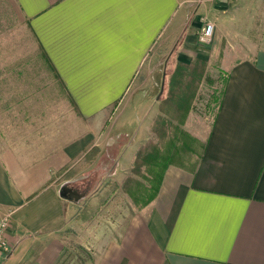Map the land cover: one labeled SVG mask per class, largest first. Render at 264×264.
Segmentation results:
<instances>
[{
    "label": "crops",
    "instance_id": "crops-1",
    "mask_svg": "<svg viewBox=\"0 0 264 264\" xmlns=\"http://www.w3.org/2000/svg\"><path fill=\"white\" fill-rule=\"evenodd\" d=\"M0 2L35 47L32 60L42 55L94 124L29 165L0 150V217L8 220L0 264H60L64 248L53 230L72 211L56 175L88 146L126 136L111 171L133 168L130 140L161 116L136 78L171 53L176 63L207 67L216 56L226 73L203 150L191 167L164 170L153 200L94 247L90 264H264V0ZM202 19L214 27L207 46L196 37Z\"/></svg>",
    "mask_w": 264,
    "mask_h": 264
},
{
    "label": "rangeland",
    "instance_id": "rangeland-1",
    "mask_svg": "<svg viewBox=\"0 0 264 264\" xmlns=\"http://www.w3.org/2000/svg\"><path fill=\"white\" fill-rule=\"evenodd\" d=\"M10 11L0 2V150H13L29 165L94 124L80 117L42 55L32 60L35 47L14 28L17 19ZM175 59L171 53L155 60L149 74L136 78L151 102H159L162 118L150 117L142 133L130 140L140 155L133 168L118 175L111 171L113 155L127 144L126 136V142L118 137L114 143L104 139L99 146H88L86 156L82 153L56 175L59 195L72 211L53 230L64 248L60 264H90L94 247L114 240L126 220L153 200L165 168H189L201 154L226 73L216 56L209 67L198 61L184 64L189 68L181 80L175 78L174 89L168 82L182 69Z\"/></svg>",
    "mask_w": 264,
    "mask_h": 264
},
{
    "label": "built area",
    "instance_id": "built-area-1",
    "mask_svg": "<svg viewBox=\"0 0 264 264\" xmlns=\"http://www.w3.org/2000/svg\"><path fill=\"white\" fill-rule=\"evenodd\" d=\"M213 2H222L223 0H212ZM203 27L199 30L197 35V41L199 44L207 46L211 44L214 34V27L208 23L205 19H202ZM8 231V220L4 217H0V262L5 259L7 251L6 235Z\"/></svg>",
    "mask_w": 264,
    "mask_h": 264
},
{
    "label": "trees",
    "instance_id": "trees-1",
    "mask_svg": "<svg viewBox=\"0 0 264 264\" xmlns=\"http://www.w3.org/2000/svg\"><path fill=\"white\" fill-rule=\"evenodd\" d=\"M198 64H205L204 62H202V61H198ZM180 66V68H182L181 70L180 69H176L173 73H172V76H171V80L168 82V85L169 86H171V85H173L174 86V89H176L178 86L176 85V79H180L181 80V78L182 77H185V70L186 69H188L189 67L187 66V65H184V64H180L179 65ZM176 78V79H175ZM226 81V80H225ZM224 84H225V82H224ZM223 88H224V85H223ZM223 88H222V91H221V94H222V92H223ZM188 90V89H187ZM221 94H220V96H221ZM219 102H220V100H219ZM218 105H219V103H218ZM218 108V107H217ZM162 117L161 116H159L158 117V119H161ZM92 150H94V154L95 153H97L98 151H97V149L96 148H93ZM85 153V152H84ZM88 154V152H86V154L84 155V156H86ZM139 159H140V155L138 154H136V157H135V161H134V165H136L137 163H138V161H139ZM166 169V168H165ZM164 169V170H165ZM164 170L161 172V174H160V181H159V185H158V189H157V191H156V193H155V195H154V197L156 196V194H157V192H158V190H159V187H160V185H161V182H162V177H163V174H164ZM144 178V177H143ZM149 182V181H148Z\"/></svg>",
    "mask_w": 264,
    "mask_h": 264
}]
</instances>
